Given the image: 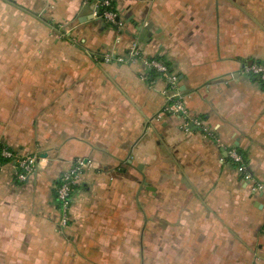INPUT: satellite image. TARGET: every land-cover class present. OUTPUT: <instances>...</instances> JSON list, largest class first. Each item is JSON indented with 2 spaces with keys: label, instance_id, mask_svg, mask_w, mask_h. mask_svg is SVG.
<instances>
[{
  "label": "crops",
  "instance_id": "1",
  "mask_svg": "<svg viewBox=\"0 0 264 264\" xmlns=\"http://www.w3.org/2000/svg\"><path fill=\"white\" fill-rule=\"evenodd\" d=\"M112 2L120 33L96 26L84 0H0V18L7 5L34 26L0 53V144L42 167L26 182L12 163L0 168V260L264 264V195L228 158L238 149L264 183V82L243 74L264 64V0ZM133 23L153 24L146 44ZM134 47L142 58L128 64L101 58ZM150 58L178 77L191 117L218 142L184 119H159L170 93ZM80 160L63 227L56 186Z\"/></svg>",
  "mask_w": 264,
  "mask_h": 264
},
{
  "label": "built area",
  "instance_id": "2",
  "mask_svg": "<svg viewBox=\"0 0 264 264\" xmlns=\"http://www.w3.org/2000/svg\"><path fill=\"white\" fill-rule=\"evenodd\" d=\"M85 5L94 4L100 18L117 28L120 32L123 28V23L117 21L118 14L115 11L112 0H84ZM103 62L106 64H128L142 58V54L137 47L132 48L127 55H114L106 53L101 55ZM145 66L152 74H158L166 79L167 92L170 93L168 102L162 112L158 115L159 119L164 117H178L184 119L188 124H192L197 129L201 130L206 138H210L218 142V137L215 132L207 128L205 122L201 118H193L190 115L189 109L186 107L184 97L179 87V79L177 76L169 72V69L161 61L154 58L143 59ZM243 74L249 78L264 82V64L259 62H248L243 66ZM186 131L189 127L186 126ZM2 157L13 164L16 171V178L20 182H26L30 175L35 171V166L38 162L36 156L23 157L11 152L8 148L2 149ZM228 158L239 173L241 180L250 186L253 193L264 195V183L257 180L249 170L242 154L235 148L229 150ZM2 165L0 164V168ZM87 164L83 161H78L77 164L69 171L65 172L59 183L56 186L57 199L59 202V211L63 218L61 225L67 227L70 220V211L72 206V199L75 195L79 181L86 169Z\"/></svg>",
  "mask_w": 264,
  "mask_h": 264
},
{
  "label": "rangeland",
  "instance_id": "3",
  "mask_svg": "<svg viewBox=\"0 0 264 264\" xmlns=\"http://www.w3.org/2000/svg\"><path fill=\"white\" fill-rule=\"evenodd\" d=\"M85 4V3H84ZM92 6V4H89ZM90 7V6H89ZM88 7L85 8V10ZM4 16L0 18V53H11L12 44L27 41L28 27L34 28L32 24H28V21H32L31 15L18 13L16 10L10 8V6H4ZM121 18H124L123 16ZM39 21V20H38ZM36 22V21H35ZM37 25L39 23L36 22ZM96 26H104L105 29L115 28L108 24L105 19L101 18V22H95ZM117 30V28H115ZM26 30V31H25ZM56 32V33H55ZM58 30L54 29V34L58 35ZM118 32V30H117ZM120 33V32H118ZM59 36L61 33L59 32ZM119 36V35H118ZM120 37V36H119ZM63 162H59L58 165L63 166ZM50 169V168H49ZM35 170L40 171L42 167L37 165ZM0 264H6L0 260Z\"/></svg>",
  "mask_w": 264,
  "mask_h": 264
},
{
  "label": "water",
  "instance_id": "4",
  "mask_svg": "<svg viewBox=\"0 0 264 264\" xmlns=\"http://www.w3.org/2000/svg\"><path fill=\"white\" fill-rule=\"evenodd\" d=\"M89 20H93V17L83 18V19H81V23H85ZM119 20L120 19L118 18L117 21H119ZM133 26H134L135 32H136V34L133 35V37H136V35H139V40L141 42H143L144 44H146L148 39H150L152 37L151 29L153 27V24L150 23L149 25H138V24L133 23Z\"/></svg>",
  "mask_w": 264,
  "mask_h": 264
},
{
  "label": "trees",
  "instance_id": "5",
  "mask_svg": "<svg viewBox=\"0 0 264 264\" xmlns=\"http://www.w3.org/2000/svg\"><path fill=\"white\" fill-rule=\"evenodd\" d=\"M115 28H116V27H115ZM154 59L159 60V61H161L164 65H166V63L163 61L162 58H154ZM166 66L168 67V65H166ZM168 69H169V67H168ZM169 72H171L170 69H169ZM152 75H155V73L152 72ZM4 148H5V146L2 145V144H0V164H1V165H5V164H8V163H9L8 160H5V159L2 157L1 152H2V149H4ZM237 150H238V149H237ZM239 153L242 154L240 151H239ZM242 155H243V157H244V159H245V162H246V164H247V161H246V157H245V155H244V154H242ZM234 166H235V165H234ZM235 168H236V166H235Z\"/></svg>",
  "mask_w": 264,
  "mask_h": 264
}]
</instances>
